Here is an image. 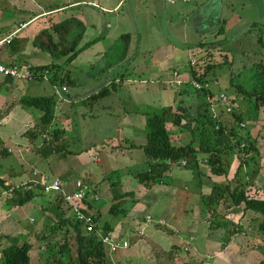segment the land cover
I'll return each mask as SVG.
<instances>
[{
	"label": "crops",
	"instance_id": "crops-1",
	"mask_svg": "<svg viewBox=\"0 0 264 264\" xmlns=\"http://www.w3.org/2000/svg\"><path fill=\"white\" fill-rule=\"evenodd\" d=\"M160 1V7H156L154 11L149 13L151 20L147 21L148 18L140 17L139 27L141 30L132 31V14L130 12L123 13L125 0H0V39L19 29L21 25L26 24V27L19 31L12 44L0 50V60L5 64L20 63L33 67L50 63L62 65L65 59H53L49 53L36 48L33 41L41 31L51 30L53 26L67 19L77 18L86 26L83 43L98 38L93 46L82 52L77 58L80 59L85 54L89 55H86L87 65L89 64V66H95L98 59L100 61L106 59L102 70L112 73L113 76L108 78L104 85H108V88L112 86L114 89L118 85L119 88L116 90L119 94L127 95L132 103H140L139 106H144L148 108L145 110L152 112L151 105L157 108L156 101L159 98L157 102L160 103L165 91L156 86L158 97L155 99L152 96L150 99L147 93H152L151 88L149 86L138 88L136 85L143 86L142 83L145 81H139L137 78L151 76L156 70L161 72L167 70L166 78H170L171 75L168 74H171L174 70H179L175 69L176 67L172 68L171 63H182L184 58V55L181 54L176 56H172L171 52L168 54L167 31H164L163 28L171 25L173 16L169 19L170 12H167L169 3L166 0H158V3ZM191 2L193 1L187 3ZM188 19L189 17L187 21ZM221 22L222 20L219 19L218 28ZM157 23H159V27ZM176 25H182V23ZM215 30L216 27L211 31H203L195 47L201 43L213 42L211 39L215 36L217 38L214 42L219 41V38H222L224 34H216ZM126 34L130 35V39L127 40V50L125 49L126 44L121 48V51L118 49L113 50L111 46L114 47L115 43ZM169 37L174 39L170 33ZM109 53H118V60L113 61L110 59ZM142 54L146 55L141 57ZM74 62L77 64L79 61L74 60L65 70V74L73 80L72 85H80L77 78L69 74V72L73 73L72 66ZM111 62H116V64L114 65ZM127 65H129L128 69L132 72L117 73L119 68H127ZM116 68L118 69L114 70ZM180 71L178 72L181 73ZM132 73L134 74L131 75ZM35 82L37 81L23 82L20 80V83H18L17 80L0 77V134L2 135L0 137V157L2 158V160L0 158V172L9 173V182L18 188L25 186L33 178L29 166L26 167L25 164V159L29 162L33 160L30 156L28 157L32 141L24 134L26 133V123L29 127L36 123L29 115L34 113L40 117L41 113L38 114L35 110L25 111L21 107L17 108L16 105L12 106L11 102L16 90L21 96H25L24 92H28L29 86ZM153 82L154 80L151 81V83ZM70 86L67 95L62 93V90L60 91L65 100L63 99L64 101L57 103L56 113L60 112L59 109L61 108L67 110L68 105L75 103L70 97ZM23 88L24 92L21 93ZM98 90L99 88L96 89V93H98ZM93 94H89L86 99L92 98ZM61 95H58L57 101L61 100ZM115 97V101L119 100L118 94L115 93ZM95 100H99V98ZM175 105L176 102L173 107ZM115 106L111 101H108L103 108L112 110ZM122 106L124 107V105ZM141 109L143 108H135L132 111ZM130 110L127 111L126 117L118 126L115 133L117 134L116 137L114 136L111 139L110 136L103 139L104 141H100L101 146L97 142L86 148L89 158H92L91 154L98 156L96 162H99L101 167L95 165L85 166V162L80 158V154L83 153L78 151L75 156H66L64 160H62L64 157L57 156L52 162H48V165L53 167L52 170L55 171L57 177L67 184L69 193L74 191V180L79 179V177L76 178V170L85 169L91 174L90 180L93 183L91 187L98 196H100L99 192H102L100 181H105L107 177L115 172L119 174L118 181H109L110 186L106 185L105 188L113 193V200L119 197L125 198L127 194L132 193L131 197H133L135 206L132 210L124 213L112 214L111 208L103 211L102 206L97 208L98 204H94V207L97 208L95 212L97 216H100V222L110 224L112 227L113 231L110 235L128 240L127 235L131 234L135 236L131 242L134 243L137 240L135 253L123 254L121 258L125 261H119L114 256L113 260L117 261L116 264H135L139 260H144L147 264H162L161 261L163 260L155 254L157 251L166 253L164 254L166 260L168 259L166 264H211L209 260L214 257H217V261H214L213 264H264L263 255L254 253V251H257L254 246H261L264 242V234L259 230L260 223L263 221L262 216H257L251 211L244 212L243 206H229V204L222 202L217 208V218H219L220 225L214 231H210V214L206 215L207 210L202 203H204L203 198L212 193L211 186L209 187L210 183L212 185L219 177L204 168L208 167L207 165L204 166L200 162V166L196 169H182V164L179 167L171 164L162 174L161 181L157 183L144 184L140 181L139 174L148 170L149 166L142 172L136 173L134 171V174L132 173L133 169L142 166L144 162L142 154L145 153L142 148H136L134 145H145L147 143L148 129L147 121L145 122L142 116L133 115ZM60 116L57 113L53 124H56L57 120H61ZM137 117L141 119L137 120ZM59 125L56 130L61 128V124ZM62 131L65 130L61 129ZM7 134H13L14 136ZM174 139L175 145H182L177 135H174ZM9 141H11L10 144ZM100 156L103 157L100 158ZM14 157L20 159V164ZM47 157L51 159L50 155ZM44 158L42 157L43 160L39 159L38 163L46 164ZM137 158L140 159L142 164L133 167L131 163H134ZM204 158L205 155L198 157L200 160ZM66 161L70 165L69 168L59 171V165ZM149 162L150 160L147 161V165H149ZM197 174H200V178L196 177ZM0 177L5 180L4 177ZM133 178L139 183L138 186L127 188V184H130ZM190 178L194 179L193 188H189L188 192H181L177 185L178 182ZM207 187L210 192H205ZM4 191H6L4 187L0 186V196L3 197L0 198V264L5 263L3 256L5 248L11 244L23 245L24 243L32 245L30 252L31 264H50L49 255L45 254L43 250L49 252L51 239L54 241V238L59 234V230H61V225H59V230L52 233L53 226L62 219L71 220L72 216L69 209L56 196L45 195L42 192H32L33 199L20 206L19 202L21 198L23 199L24 193L15 195L11 192L7 194ZM181 195L186 204L180 210L179 206L172 202L173 197H181ZM167 196L169 200L165 202ZM27 205L42 211L43 220L39 225H24V216L18 213V208H25ZM144 205H152L155 213L160 212L162 217L157 219L165 222V225L166 220L162 212L167 208L166 211L169 212L167 219L174 226L171 227L173 228L171 235L173 240L171 242L166 241L163 234H161V226L164 225L154 226V223L148 222L146 217L150 214L139 217L136 208L142 206L145 209ZM161 205L165 206L159 207ZM139 212L141 213L140 210ZM183 212L188 214L182 216ZM225 213H227L226 216ZM245 215H250V217L248 218ZM146 232L147 237L145 238ZM148 235H150L151 240L148 239ZM12 236L16 237H13L14 243L8 241ZM153 240L156 241L153 243ZM169 244H171V247H166ZM173 245L181 247L176 257L170 254ZM110 261L112 264V258H110Z\"/></svg>",
	"mask_w": 264,
	"mask_h": 264
},
{
	"label": "rangeland",
	"instance_id": "rangeland-1",
	"mask_svg": "<svg viewBox=\"0 0 264 264\" xmlns=\"http://www.w3.org/2000/svg\"><path fill=\"white\" fill-rule=\"evenodd\" d=\"M192 1L193 2L191 3L179 2L175 5L169 4L167 12H170L169 19H171L172 16L173 19L169 27L165 26L163 28L164 31H167L166 40L168 41V46H169L168 54L171 52L172 56L173 55L176 56L177 54L184 55L182 63H176V62L171 63L172 68L176 67L175 69H179L178 71L181 70L180 71L181 75L176 70H174V72L171 71L172 73L170 72L171 74H168L171 75V77L166 78L167 70H164L163 72L156 70L155 72H153V75L151 76H144L142 78H137L139 81L141 80L145 81L142 83L144 84L143 86L136 85L138 86V88H143L144 86L145 87L149 86V88H151L152 93H147L150 99L152 98V96L155 99L158 97L156 86L157 88H160L161 90L165 91V95L163 99L160 101V103L157 102L159 98L156 101L157 108H155L154 105H151L152 112H148L147 110H145L148 108L144 106H139L140 103H132L127 98V95L119 94L117 92L119 88L118 85L115 87V89L112 86H109L110 93L102 99L95 100V99H91V97L89 98V100L86 99V97L89 94H93L94 92L96 93V89L99 88L100 90L104 86L107 87L108 85H104V83H106V80L108 78H111L113 74L102 70L106 59L104 61H100V59H98V61L95 62V66H89V64L87 65V59H86L87 56L89 55L85 54L84 56H81L80 59L77 58V61L79 62L77 64H75V62L73 63L72 66L73 73L69 72L70 75L75 76L77 80L80 82V85L71 84L70 86V97L74 100L75 103L68 105L67 110L62 108L59 109L60 112L57 113L61 115L59 117L61 118V120L60 121L57 120L58 125L56 122V124H52V126L50 127L49 131L53 133L58 128V126H60L59 124H61V128L59 129L60 133H58L59 137L61 138L60 141H54L53 135L49 133L50 136H44V134H42L40 137L36 138L35 141H33V143H31V147L29 148V152H28V157L30 156V158L33 160L29 162L26 161L27 159H25L26 167L29 166L28 168L31 171V173L35 170H36L35 172H37L35 177L32 174L33 178L31 180L34 181L38 179L39 181H41L42 178L46 177L48 180L53 181L54 179L59 178L57 177L55 171L52 170L53 167H50L48 165V162H52L57 156H62V154H64L65 152L69 153L68 156L69 155L75 156V153L77 151L81 152L83 154H80V158H82V160L85 162V166L90 167L91 165H95L101 167V164H99V162H96L92 158H89V154L86 151V148L88 146H91V144L97 142H99V145L101 146L100 141H104L103 139H107L110 136L111 139L114 136L116 137L117 134L115 133L118 130V126L121 124V121L126 117L125 115L127 114V111L130 109H131L130 112L133 115L142 116L145 122L147 121L149 115L158 114L161 111H163V109L173 106L175 102H176V105L174 106L175 110L178 107L177 105L179 104H182L179 106H186V107L192 106L194 107L195 110L200 109V103L201 102L206 103L207 99H205L206 100L205 101L204 98L200 96L201 101H199L197 100L198 99L197 97L198 94L196 92L197 90L192 88V86L184 84L178 87L177 84L173 82L176 81L177 79H180L183 82H187L191 80L193 78L191 75L192 71L203 73L205 72V69L207 68L208 65L214 66V69L210 70L207 74V79L211 81L207 84L209 85L208 87L209 90H211V92L215 95V97H217L220 94V91L222 92L227 91L226 93L228 95L234 96L235 89L233 88L234 86H232L231 84V80H234V83L241 84L243 86L249 85L251 83L250 81L252 80L253 74L258 73V71H256L255 65L264 64V51H263L264 47L261 46L260 40H258V38H260L261 32L255 28L259 26L260 23H262L261 25L264 24V0H192ZM159 4H161V1L160 3H158V0H125L123 13L130 12L132 14V19H131L132 31L141 30V28L139 27L140 17L148 18L147 21L151 20L149 13H151V11H154L156 7H160ZM188 17L189 19L187 21ZM219 19H221L222 22L220 23V26L218 28ZM178 23H182V25H176ZM128 24L130 25L129 22ZM157 25L159 27V23H157ZM214 27H216L215 30L216 34H218L219 30L220 29L222 30V28L224 29L225 34L223 35L222 38H219V42H221V44H218L219 46L217 47L218 48L217 50L212 51L211 58L204 59V57L207 54L205 49H202L200 51L198 49L193 48L191 50V47H195L198 38L202 36L203 31L205 30L211 31V29H213ZM169 33L173 35L174 39L169 37ZM215 38L217 37L215 36L211 40H213L214 42ZM111 47L115 51L117 49L121 51V48L124 47V42L119 39V41L115 43V46L114 47L111 46ZM117 54L118 53H109V58L112 59L113 61H117L118 60ZM144 55L146 54H142L141 57ZM193 60L197 61L195 65H192ZM111 63L112 64L114 63V65L116 64V62H111ZM128 68L129 65H127V68L124 69L116 68L114 70L118 69L117 73L132 72ZM66 69L67 67L65 68V70ZM176 72L178 73L177 76L175 74ZM134 73H132L131 75H133ZM47 78L49 79L48 76ZM49 80L43 79L37 81L33 83L31 86H29L28 92H24V88H23L21 93L24 92V95L26 96H41V95L54 96L57 99L62 86L58 84H53ZM152 80H154L153 83H151ZM170 80L171 82H169ZM17 81L18 83H20V80ZM63 85L67 86L69 89L68 85L66 84ZM228 88L231 89L227 90ZM17 91L18 90H16V93H14V98L11 103L12 106L16 105V107L18 108L21 107L20 100L23 97V95L21 96L19 93H17ZM63 93L65 95L68 94L67 92L66 93L63 92ZM115 93L118 94L119 100L115 101L116 98ZM239 97H240L239 99L240 103L239 102L237 103L238 109L235 110L234 113L242 115L244 119L245 118L247 119V121H244L246 123L245 128H241L239 126L240 121L236 120L233 114L231 116L226 115L223 108L219 104L214 102L213 99L212 100L208 99V102L210 104L209 107H210L211 117L219 123L220 127L222 125L227 130V132L230 133V131L232 130L237 133L238 138L233 139L234 141L233 144H236L238 139H241V143H242L240 148L237 147L235 148V151H229L228 153L223 154L224 168L227 169V173L226 175L218 176L219 178L216 179L217 181L213 182L212 185L210 183L209 187L211 186L210 189L212 190L214 184H219V185L229 184L232 191L236 190L237 192H245L246 195L253 198H264V107L263 110L261 109L260 111L257 112L254 109L255 99L244 98L245 100H243V96H239ZM82 99H86V100H82ZM108 101H111L114 105H116L112 110H107L103 108V106ZM122 105H124V107ZM129 106L130 108H128ZM125 107L127 108L125 109ZM135 108H143V109L132 111V109ZM35 111L38 114L41 113L38 110ZM32 114L33 115H29V116L31 117V119H34V121L37 122L40 117H38L34 113ZM217 115L219 117L215 118V116ZM140 119H141L140 117H137V120ZM168 127L172 132H174V135L178 136L180 144L187 145L194 140V134L188 132L187 129L183 130L177 126H174L173 124L169 125ZM27 129L29 130L30 128L29 125H27L26 123V130ZM61 129L65 130L64 132L62 131V134H61ZM7 135H13V134H7ZM1 136L2 135L0 134V137ZM24 136L27 137V134L25 133ZM8 143L10 144L11 141H9ZM56 144L60 145V150H59L60 152H58ZM48 146H52V148H54L50 154L51 159H49L47 155L41 153V150ZM18 157L16 158L14 157V158L20 164L19 158L21 157L19 158ZM42 157H45L44 159L46 161V164L38 163L39 159L43 160ZM101 157L103 156H100V158ZM198 157H202V155H199ZM142 158L144 161L143 164L140 162V159L138 158L135 160L134 163L133 162L131 163L133 167L142 164V166L133 169L132 171L133 174L134 171H136V173L142 172L145 169H147V166H149L147 165V161L150 160L149 156L146 153H143ZM64 159L65 157L62 160ZM201 164L204 166L207 165V163H201ZM59 166L60 167L58 168V170L64 171L68 169L70 165L66 161L63 164H60ZM176 166L179 167L180 165H176ZM204 168H207L209 171H211L209 166ZM182 169H188V168L182 166ZM75 174H76V178L79 177V179L88 180V183L90 185L93 184L92 181L90 180L91 174L86 169L76 170ZM0 176L5 178L6 183L10 181L9 173L5 174L0 172ZM118 177L119 174L115 172L113 173V175L107 177L105 181H100L101 182L100 189L102 192H99L100 200L96 201L98 204L97 208H100L102 206L103 211H107L112 207V205L118 204L121 207L119 209L120 210L119 213L122 212L124 213L125 210L130 211L134 208L135 202H133V197H131L132 193L127 194L125 198L119 197L113 200L112 198L113 193L109 192L108 189H105L106 185L110 186L109 181L117 182ZM196 177L200 178V174H197ZM0 179L4 180L1 177ZM77 180L78 179H75L74 183ZM193 181L194 179L191 178L185 179L183 181H179L177 185L179 186L181 192H188L189 188H193L194 185ZM138 184L139 183L135 181L133 178L130 184L129 183L127 184V188H129V186L136 187L138 186ZM0 186L2 187L1 184ZM6 186H10V185L6 184ZM4 192H6L7 194L10 193L7 190ZM205 192H210L208 190V187ZM0 198L3 197L0 196ZM168 200L169 197L167 196V200L165 202H167ZM172 203L179 206L180 210L186 204L182 195L181 197L179 196L173 197ZM202 204L205 205L204 203ZM226 204H229V206L233 205L232 201H228L226 202ZM162 206L165 205H161L159 207ZM205 208L206 210H208V207L206 205ZM166 209L164 210V212H162V214L164 215L163 217L166 220V225L159 223V220L157 218L162 217L161 213L160 212L155 213L152 205L145 206V209H143V207L141 206L139 208H136V211L137 213H139L140 215L139 217H143L148 214L152 215V217L154 216L155 220L151 224L154 223L153 224L154 226L164 225L161 226L162 227L161 234H163L166 241L171 242L173 240V237L171 236L173 232L172 231L173 228L171 227L174 226H172L173 224H171L169 219H167V217H169V212H167ZM139 210L141 211V213L139 212ZM244 212L247 211L244 210ZM18 213L23 214L24 225L37 226L43 220L42 211L35 207H29V205H27L25 208L19 207ZM189 213L192 215L191 212ZM187 214L188 213L183 212L181 215L184 216ZM226 214L227 213H225V216ZM206 215H209L208 212ZM245 216H247L248 218L250 217V215H245ZM217 217L218 215H215V217H211L209 218V220L211 221L214 220V222H217L219 221V218ZM106 222L109 223V221L107 220ZM60 227L61 230L57 229L59 230V234L57 235L58 238L56 237L54 238V241L53 239H51L50 241L51 248H49L50 249L49 252L46 251L45 249L43 250L45 254L49 255L50 264H66V262L69 260L70 255L72 254L76 258V248H77L76 246H74L73 251L70 254L69 253L62 254L59 252L60 250L59 247L64 242H66V239L71 240L70 238L71 236H73L72 225L70 227L68 224H65L63 226L61 225ZM13 237L14 236L10 237L8 241L14 243ZM134 237L135 236L131 234L127 235V239L130 242V247L129 249H127L128 251L120 250L117 254L113 255L111 257L112 264L117 262L116 260L115 261L113 260L114 256L116 259L118 258L119 261H125L124 259L121 258L123 254L135 253L137 249V246L135 245L137 243V240H135L134 243L131 242L134 239ZM146 237H147V232L145 238ZM142 238H144V236H142ZM148 239L151 240L150 235H148ZM154 241L156 240H153V243ZM166 247L170 248L171 244H169ZM263 247H264V242H262L261 246H257V247L254 246V248H257L256 249L257 251H254V253L263 255L264 257ZM155 254L158 255L159 258L163 260L161 261L162 264H166L168 262V259L166 260V257H164V254H166L164 251H157ZM214 261H217V257H214L212 258V260H209L211 264H213ZM135 264H147V263L144 260H139L135 262Z\"/></svg>",
	"mask_w": 264,
	"mask_h": 264
},
{
	"label": "trees",
	"instance_id": "trees-1",
	"mask_svg": "<svg viewBox=\"0 0 264 264\" xmlns=\"http://www.w3.org/2000/svg\"><path fill=\"white\" fill-rule=\"evenodd\" d=\"M255 28L261 32L258 40H260L261 46L264 47V25L259 24V26ZM85 32L86 26L82 21L77 18H70L53 26L51 30H43L36 35L33 41L36 48L49 53L53 59H65V61L62 65L50 63L43 66L33 67L36 78L32 81H40L45 79V76H48L50 80H47L53 84L61 86L66 84L70 86L73 80L65 74V68L70 66L82 52L89 49L98 41L97 38L91 42L83 43ZM218 33L225 34V31L222 28ZM129 39V34L122 36L120 39L126 44V50L128 45L127 40ZM218 44H221V42L201 43L196 46L197 48L191 47V49L195 48L200 51L205 49L207 54L204 59H210L212 51L218 49ZM255 66L258 73L253 74L249 85L243 86L241 84H236L234 83V80H231L236 95L234 94V96H230L226 93L227 91H220L219 94H222L229 99V106L232 107L235 119L244 124H246L244 121H247V119H244L242 115L234 113V111L238 109L237 103H240L239 96H243V100H245L244 98L255 99L254 109L257 112L261 109L263 110L264 107V64H258ZM212 69H214V66L208 65L203 73L192 71L191 75L193 78L185 83L186 85L192 86L190 82L194 80L204 85L202 89H196L192 86V88L197 90V100L201 101L200 96H202L204 100L207 99V101L205 100L206 103H200V109L195 110L192 106H179L182 105L179 104L177 105L178 107L176 110L173 106H170L163 109V111L158 114L148 116L147 143L145 145H134L136 148H142L150 158L148 170L139 174L142 183H157L161 181L162 174L169 166H171V164L180 165L185 161L187 162L185 167L188 169H196L200 166L198 160L199 155H205V158H207V166L210 167L212 174L217 176L226 175L227 169L224 168L223 154L228 153L229 151H235V148H240L242 143L241 139H238L236 144H233V139L238 138L237 133L232 130L230 133L227 132L222 125L217 130L216 126L219 125V123L211 117L208 99L210 100V98H214L215 95L208 88L209 85L207 83L211 81L207 79V74ZM206 85H208V87ZM109 88H101L97 91L98 93L92 95V98H103L110 93ZM230 89L231 88H228L227 90ZM64 100L57 101L56 97L46 95H25L21 98L20 104L22 109L25 111L38 110L41 112V116L36 124L33 126L30 125V129H27L28 131L26 130L27 137L29 136L28 138L32 143L42 134H44V136H50V127L57 117V103ZM171 124L183 130L187 129L188 132L193 133L194 140L187 145H175L174 133H172L168 127ZM59 131L60 130H55L51 133L54 137V141L61 140L58 134L60 133ZM53 149L52 146H48L42 149L41 153L49 156ZM57 149L58 152H60V145H57ZM68 154V152H65L62 154V157H66ZM85 181L87 182V180ZM0 184L7 191L15 195H21L24 193L23 199L21 198L19 202L20 206L33 199L34 196L32 192H38L35 189L28 190L26 186L17 188L14 184L9 182L6 183L5 180L2 179H0ZM6 184H9L10 186H6ZM57 198L63 203L62 198L58 196ZM228 201H232L233 205L231 206H243L245 211H251L257 216H262L263 221L260 223L259 230L264 234V198H253L246 195L245 192H237L236 190L232 191L229 184H214L212 187V193L203 198L204 204L208 207L207 212L210 214V218L218 215L217 208L222 202L226 203ZM88 204L90 210L95 215L94 231L86 232L83 224L75 222L72 218L71 220L67 218L60 220L58 224L56 223L55 226H53L52 233L56 232L59 225L63 226L68 224L70 227L71 225L73 226V236H71V240L66 239V242L59 247V252L62 254H70L73 251L74 246L77 247L76 258L73 254L70 255L66 264H111L108 248L104 245L102 238L110 235L113 229L110 224H102L100 222V216H97L95 212V205L91 203V201H89ZM120 208L121 207L118 204H114L110 211L112 214H118ZM219 225V221H211L210 231H214ZM31 250L32 245L28 243H24L23 245L11 244L3 250L4 264H31ZM180 250L181 247L173 245L170 254L176 257Z\"/></svg>",
	"mask_w": 264,
	"mask_h": 264
},
{
	"label": "built area",
	"instance_id": "built-area-1",
	"mask_svg": "<svg viewBox=\"0 0 264 264\" xmlns=\"http://www.w3.org/2000/svg\"><path fill=\"white\" fill-rule=\"evenodd\" d=\"M190 1L192 0H167V2L171 5H175L179 2H190ZM25 27L26 24H23L20 26L19 29L15 30L14 32H11L8 36L4 37L3 39H0V50L5 46L11 45L14 39L18 36L19 31L21 29H24ZM195 64H196V60H193L192 65ZM175 74L176 76L178 75L177 73ZM0 77L4 79L23 80L28 82L36 78L33 66L20 64V63L5 64L1 60H0ZM45 79H48L47 76H45ZM173 82H175L178 87L186 83L181 81L180 79H177L176 81ZM190 84L196 89H202L204 87V85L194 80L191 81ZM206 86L208 87V85ZM61 90L62 93L68 92L67 86H62ZM61 92L58 95H61ZM60 99L61 100L63 99L62 95L60 96ZM212 99L214 102H216L223 108L226 115L231 116L233 114L232 107L229 106L230 104L229 99L226 96L221 94L217 97L210 98V100ZM217 117L219 116L218 115L215 116V118ZM239 126L241 128L246 127L244 123H239ZM219 128L220 126L217 125L216 129L218 130ZM91 156L95 161H98L97 156H95L94 154H91ZM204 162H207V160H205ZM182 165L185 167L187 165V162L183 161ZM35 171L32 172L34 177L37 174V172ZM25 186L28 190L35 189L38 192L40 191L45 195H51L56 197L58 196L62 198L63 203L66 205V207L69 209L71 213L72 216L71 218L75 222L82 223L86 232L94 231L95 215L90 210L88 203L89 201H91V203H97L96 201H99L100 197L97 194H95L91 185L85 180L78 179L74 183V191L72 193H69L67 191V184L60 178L54 179L53 181L48 180L46 177L42 178L41 181H39L38 179L34 181L31 180L28 183H26ZM146 218L148 222L154 221V219L150 215H148ZM159 223L165 224V222L163 221H159ZM102 241L104 245H106L108 248V253L110 258L111 256L117 254L120 250H127L130 247V242L128 240H122L112 235H107L103 237Z\"/></svg>",
	"mask_w": 264,
	"mask_h": 264
},
{
	"label": "clouds",
	"instance_id": "clouds-1",
	"mask_svg": "<svg viewBox=\"0 0 264 264\" xmlns=\"http://www.w3.org/2000/svg\"><path fill=\"white\" fill-rule=\"evenodd\" d=\"M197 62V61H196ZM177 73V72H176ZM179 73V72H178ZM177 73V74H178ZM180 74V73H179ZM170 82V81H169ZM188 82V81H187ZM199 160V162H202V163H207V162H204L205 160H207V158H204L203 160H200V159H198Z\"/></svg>",
	"mask_w": 264,
	"mask_h": 264
}]
</instances>
